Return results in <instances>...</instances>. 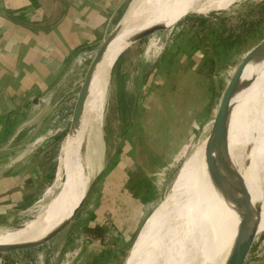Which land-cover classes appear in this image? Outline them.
Here are the masks:
<instances>
[{
	"label": "rangeland",
	"instance_id": "rangeland-1",
	"mask_svg": "<svg viewBox=\"0 0 264 264\" xmlns=\"http://www.w3.org/2000/svg\"><path fill=\"white\" fill-rule=\"evenodd\" d=\"M173 15L175 17L170 20H179L168 26H173L175 31L168 36L165 45L162 42L171 28L131 45L123 52L118 67L115 64L112 69L100 142L90 160L92 175L95 170L104 167L95 186L62 232L41 247L18 253L13 264H67L70 259L74 261L72 264L75 261L77 264H87L88 257L107 248L113 251L108 264H127L134 240L152 214L153 205L168 188H172L180 167L200 143L194 145L208 137L216 101L224 86L247 51L264 37V0H241L228 10L213 11L206 15L196 12ZM189 15L204 17L207 20L205 26L192 28L184 23ZM252 21L255 26L246 32ZM217 29L223 31L221 37H229L230 41L222 42L221 37L214 33ZM99 46L89 48L97 51ZM214 56L216 65L211 73H204L205 69L208 72L207 68L199 71L198 66ZM155 60H159V63L152 69ZM258 62L244 72L243 79H249L251 83L236 92L231 105L264 74V52ZM89 63L87 61L84 66L76 68L74 73L71 72L73 74H67L66 86L58 90L61 96L59 101L52 102L46 96L43 105L48 108L45 121L47 128L43 134H47L57 124L66 126L67 133L79 87ZM149 70L153 71L145 78L144 74ZM120 80L125 81L124 89L130 98L135 96L137 105L126 122L120 121L121 113L116 103ZM33 138L32 135L29 142ZM53 144V141L46 144L40 156L36 157L37 163L44 166L45 173L57 147ZM112 158H116L118 163L108 168ZM139 167L144 169L155 185L156 198L149 202L132 197L123 186L127 172ZM56 178L57 175L52 182H45L42 194L33 198V203L27 208L15 206V209L8 207L1 211L0 226L16 228L33 218L40 205L49 200L44 199L43 195ZM13 203H16V199ZM95 223L109 227V237L105 243L94 241L83 232L84 225ZM255 239L247 264H264V224L259 225Z\"/></svg>",
	"mask_w": 264,
	"mask_h": 264
},
{
	"label": "bare ground",
	"instance_id": "bare-ground-1",
	"mask_svg": "<svg viewBox=\"0 0 264 264\" xmlns=\"http://www.w3.org/2000/svg\"><path fill=\"white\" fill-rule=\"evenodd\" d=\"M240 1H133L119 32L96 62L78 126L61 143L57 178L43 195L49 200L20 229L0 226V243L42 238L69 219L84 198L93 173L91 156L100 142L112 67L130 38L151 26L174 24L179 18L170 20L173 14L206 15L228 10ZM258 63L252 60L244 72ZM243 74L242 80L247 81ZM231 106L232 119L213 155L222 180L216 182L214 172L206 167L207 138H203L180 167L167 196L141 226L127 264H228L238 254L242 223L246 221L247 231L255 235L264 224V74Z\"/></svg>",
	"mask_w": 264,
	"mask_h": 264
},
{
	"label": "crops",
	"instance_id": "crops-1",
	"mask_svg": "<svg viewBox=\"0 0 264 264\" xmlns=\"http://www.w3.org/2000/svg\"><path fill=\"white\" fill-rule=\"evenodd\" d=\"M130 1L0 0V212L23 207L30 190L44 186L36 157L53 140L36 139L45 138L46 96L59 101L72 58L82 47L99 46Z\"/></svg>",
	"mask_w": 264,
	"mask_h": 264
},
{
	"label": "water",
	"instance_id": "water-1",
	"mask_svg": "<svg viewBox=\"0 0 264 264\" xmlns=\"http://www.w3.org/2000/svg\"><path fill=\"white\" fill-rule=\"evenodd\" d=\"M133 1L134 0H131L129 2L120 20L115 24L111 32L107 35V37L100 44L96 52V56H94V58L90 61L87 71L85 73V76L79 87V91H78V94L75 100L73 113L70 119V124H69L66 135L72 134L75 131L76 127L78 126L79 118L81 116V111L85 105V99L87 97L90 85L93 80L96 62L98 61L100 56L106 51L107 45L109 44L111 39L119 32L121 23L123 22L125 16L129 12V9ZM172 27H167L164 25H155V26H151L150 28L142 30L136 33L135 35H133L128 41L129 45H127L126 48L122 50L117 56L112 69L114 68V65L118 61L119 57L131 45L150 37L154 33H157L159 31H163L165 29L172 28ZM263 52H264V37L247 51L244 58L238 64V67L235 73L231 76L229 82L224 86V89L221 93L220 98H218L216 101L217 102L216 111L212 119V125L210 128L209 135L207 137L205 155H204L206 167L208 168L210 172L211 171L214 172L216 182H220L222 178L217 170V165L215 164L213 155L217 151V142H218L220 135L224 133V131L226 130L228 124L230 123L232 119L233 107L231 106V99L233 98V96L236 94L238 90H240L242 87L249 85V83H251V80L243 81L242 74L246 66L252 60L258 59L262 55ZM32 101L33 103L38 104L40 101V98L36 96L33 98ZM57 170H58V165H57ZM57 170H56V175H57ZM103 170H104V167L100 168L99 170H95L94 174L91 176V178H89L87 182V191L85 193V196L81 200L77 208L74 210L73 215L69 219L62 222L59 226L55 227L51 232L44 235L40 239L26 241V242H18V243H5V244L0 243V254L20 252V251H25V250H30V249L41 247L44 244L48 243L51 239H53L60 232H62L70 224V222L73 220V218L77 214L79 208L84 203L86 197L89 195L90 191L95 186L97 180L102 175ZM246 224H247L246 221H244L239 229V239L237 240L238 254H233L232 259L228 260V264H247L248 262L249 256L251 254V251L253 249V245L256 239H255V232L253 231L248 232L246 228L247 227ZM16 228L20 229V227H16ZM138 236H139V233L137 234L134 240V243L136 242Z\"/></svg>",
	"mask_w": 264,
	"mask_h": 264
},
{
	"label": "trees",
	"instance_id": "trees-1",
	"mask_svg": "<svg viewBox=\"0 0 264 264\" xmlns=\"http://www.w3.org/2000/svg\"><path fill=\"white\" fill-rule=\"evenodd\" d=\"M127 5H128V3H127ZM127 5H126V7H127ZM126 7L124 8V10L126 9ZM123 13L124 12H121L118 19L121 18ZM187 17L188 18L184 20V23L190 25V27H192V28H195L197 25H204L205 26V23L207 21L204 17H202L200 15H195V16L189 15ZM118 21L119 20H116L115 24ZM254 26H255L254 21H252L250 23V26L248 28H246L245 31L247 32L249 29H252ZM214 33L216 35H219V37H221L223 35L222 34L223 31L218 30V29L215 30ZM238 35L241 36L242 34H238ZM207 36L211 37L210 34L209 35L207 34ZM252 37H253V35L250 36L249 38H246L245 42H247ZM239 38L241 39V37H239ZM221 40H222V42L230 41L229 37H226V38L221 37ZM122 55L119 57L118 61L116 62V66H115L116 68L118 67L117 65H118ZM157 64L158 63H155L152 69H154V67H156ZM215 65H216V57L214 56V57H210L209 59L205 60L200 66H198V69H199V71L202 72V70L204 71V68H207L208 72L205 69L204 73L209 75L211 73L213 67H215ZM116 68H115V70H116ZM152 71L153 70H149L148 72H146L144 74V77L145 78L148 77V75ZM114 73H115V71H114ZM124 86H125V81L120 80L119 84L117 85L119 96H118V99L116 100V103H117V107L121 113V117L119 118L121 122H124V121L126 122L128 117H129V114H131L133 112V110H135V108H137L135 96L133 99L130 98L129 94L125 91ZM66 130L67 129L63 130L62 132H60L59 134H57L54 137L53 142L57 147L55 148L54 154L52 156L53 158H51L52 161L50 163V166L47 168V172L45 173L46 182H52L55 178L57 165H58V160L56 161L55 158L57 155H59L60 145H61L62 141L64 140L65 135L67 134ZM58 148H59V150H58ZM112 159H113V161H112ZM112 159H111L112 163H110L108 168H110V167H112L118 163L116 158L115 159L112 158ZM126 175L127 176H126V179H125L123 186H124V189L129 194H131L132 197L139 198L142 202H149V201L156 198L155 185L153 184L151 178L147 175V173L144 171L143 168L139 167L135 170H130L127 172ZM33 185H34L33 179L28 180L25 183V187H27L29 189L32 188ZM44 188L45 187H43V185L41 184L40 186L35 187L33 190H30V193L23 199V201H21V202H23V204L21 206L27 207V205H26L27 203H28V206H30L33 203V196L35 194H42V192L44 191ZM170 188H168L166 193H164L166 196H167ZM164 194L158 201L155 202V204L153 205V209L163 200ZM93 217L94 216H92V218ZM82 230L85 233V235H87L89 238H91L94 241H99L101 243H105L106 239L109 237V227L103 223H95L93 225L86 224L82 227ZM26 251H28V250L20 251V252H14V253H8V255L7 254H0V257H3L6 261L11 260V262H12V261H15V256L18 253H23ZM15 253H16V255H15ZM112 256H113L112 249H110V248L103 249L100 251L99 254L88 257L87 264H108L109 259L112 258ZM24 263L29 264L28 262H24Z\"/></svg>",
	"mask_w": 264,
	"mask_h": 264
},
{
	"label": "built area",
	"instance_id": "built-area-1",
	"mask_svg": "<svg viewBox=\"0 0 264 264\" xmlns=\"http://www.w3.org/2000/svg\"><path fill=\"white\" fill-rule=\"evenodd\" d=\"M175 28H171L168 33L166 34L165 36V40L162 42L160 38H158L159 41L162 42L163 45H165L167 42H168V36L169 35H172V33L175 31L174 30ZM155 35H153L152 37H154ZM151 37V36H150ZM146 51V50H145ZM96 50L93 49V48H89V47H83L81 49L78 50V52L75 54V56L72 58V61L70 63V66L68 68V71L66 73L67 74H73L74 70L76 68H80L81 66H84L86 64V62L88 61H91L94 56L96 55ZM73 72V73H71ZM65 77L62 78V80L60 81V83H62L64 81ZM66 126H63L62 124H57L56 126H53L52 128L49 129V131L47 132V134H44L42 135L45 136V139L41 140V141H38V139H40L41 136H39L37 139H36V142L39 143V142H43V141H49V140H54V137L62 132L63 130H65ZM63 262H61L62 264ZM0 264H5V260L3 257H0ZM18 264V262L16 263Z\"/></svg>",
	"mask_w": 264,
	"mask_h": 264
},
{
	"label": "flooded vegetation",
	"instance_id": "flooded-vegetation-1",
	"mask_svg": "<svg viewBox=\"0 0 264 264\" xmlns=\"http://www.w3.org/2000/svg\"><path fill=\"white\" fill-rule=\"evenodd\" d=\"M68 257H69V255L67 256V258H68ZM76 262H77V261H75V264H77V263H78V262H77V263H76ZM72 263H74V261H73L72 259H70V260L68 261V263H67V264H72Z\"/></svg>",
	"mask_w": 264,
	"mask_h": 264
}]
</instances>
